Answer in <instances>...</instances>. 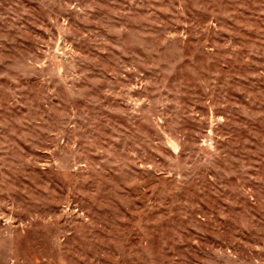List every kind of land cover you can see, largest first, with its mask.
I'll return each mask as SVG.
<instances>
[{
    "label": "rangeland",
    "instance_id": "1",
    "mask_svg": "<svg viewBox=\"0 0 264 264\" xmlns=\"http://www.w3.org/2000/svg\"><path fill=\"white\" fill-rule=\"evenodd\" d=\"M0 264H264V0H0Z\"/></svg>",
    "mask_w": 264,
    "mask_h": 264
}]
</instances>
